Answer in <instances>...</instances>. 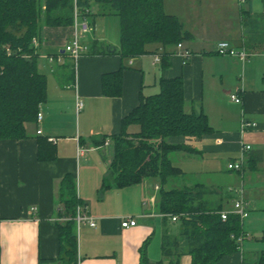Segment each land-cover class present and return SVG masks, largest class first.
<instances>
[{
  "label": "crops",
  "instance_id": "obj_1",
  "mask_svg": "<svg viewBox=\"0 0 264 264\" xmlns=\"http://www.w3.org/2000/svg\"><path fill=\"white\" fill-rule=\"evenodd\" d=\"M99 10L93 5L95 14ZM164 11L176 16L190 33L182 43L191 54L188 59L176 47L155 44L147 46L144 56L121 59L114 54L120 47V22L114 15L78 17L69 26L41 29L35 53L37 68L48 83L47 101L40 106L43 119L26 124V139L0 141V264H61L55 223L62 222L59 188L67 175L76 181L82 210L96 223L93 228L77 226L78 264H139L147 240L149 260L163 259L164 221L171 233L178 223L157 211L159 180L113 187L111 149L96 147L93 141L120 134L121 121L139 105L141 96L158 94L160 80L174 78L183 82L185 112L204 114L212 132L198 139L169 138V144L187 150L168 155L182 173L166 181V190H201L209 208L226 212L242 189L249 215L242 222L241 251L216 264H255L264 252L248 243L251 238L264 240V0H164ZM83 21L92 29L81 38L91 37L83 42L89 51L75 62L65 47L75 36L76 23ZM222 41L236 51L245 50L248 58L217 54ZM107 47L112 54L105 53ZM163 52L170 55L168 65L153 66V56ZM120 69L122 95L106 97L102 76ZM233 94L241 98L240 104L231 100ZM243 121L257 127L242 130ZM137 131L138 126L128 129ZM39 137L54 140L55 160H38ZM240 160L241 171L228 170L230 163ZM156 217H161V227ZM124 218L136 225L122 228ZM157 238L160 258L152 248ZM180 262L191 264V257L183 253Z\"/></svg>",
  "mask_w": 264,
  "mask_h": 264
},
{
  "label": "trees",
  "instance_id": "obj_2",
  "mask_svg": "<svg viewBox=\"0 0 264 264\" xmlns=\"http://www.w3.org/2000/svg\"><path fill=\"white\" fill-rule=\"evenodd\" d=\"M93 5L100 8L96 14ZM75 13L82 18L117 16L120 47L114 54L121 59L148 54V45H160L164 49L177 47L191 36L176 16L164 11V0H0V141L26 139V124L36 122L40 106L47 101V77L37 68L33 39L39 38L44 26L72 25ZM105 53L112 54V51L107 47ZM161 56V66L165 68L170 55L163 52ZM159 88L158 94L141 96L139 105L121 121L120 134L95 139L93 144L103 147L109 141L113 187L123 189L145 180H159L162 187L157 196L158 213L166 218L189 215V220L181 218L177 222L175 233H171L165 219L163 259L149 260L147 240L140 249L139 264H181L183 253L191 257V264H216L240 251L237 239L245 237L240 219L231 214L223 222L222 210L209 208L202 200L205 193L201 190L164 189L169 178L182 173L171 165L168 155L187 150L181 145L169 144V138L198 139L212 129L204 114L185 112L181 78L161 79ZM102 90L106 97L122 95V69L102 76ZM131 126H138V131L129 133ZM51 142L46 137L38 138L39 161L56 159L57 150ZM59 201L62 208L58 218L66 220L55 223L59 230L58 261L78 264L75 217L84 203L70 175L61 181ZM255 264H264V252Z\"/></svg>",
  "mask_w": 264,
  "mask_h": 264
},
{
  "label": "built area",
  "instance_id": "obj_3",
  "mask_svg": "<svg viewBox=\"0 0 264 264\" xmlns=\"http://www.w3.org/2000/svg\"><path fill=\"white\" fill-rule=\"evenodd\" d=\"M240 1H245V0H240ZM79 16L76 15V18H78ZM89 30V24L86 21L81 22L79 25L76 23V33L75 36L73 38V40L65 47V52L70 56L71 59H73L75 62H77L80 57L86 53H88V46L83 44L80 40L83 37V35H85ZM32 46L36 47L38 46V39L34 38L32 41ZM179 50V53L182 55V57L184 59H188L191 54L189 51L183 49L182 44H178L176 47ZM217 54L219 55H223V56H230V57H236L238 59H240L241 61H245L248 58V54L245 50L242 51H236L234 49H232L230 47V44L228 42L222 41L219 42L217 45ZM161 60H162V56L157 54L153 56V66H160L161 65ZM52 61V59H51ZM231 100L240 104L241 98L237 95V94H233L230 96ZM82 103L78 102L77 103V109L81 110L82 109ZM43 119V114L40 111H38L37 114V123H41ZM257 125L256 123H252V122H246L243 121L242 122V130H246L249 128H256ZM37 134L40 135L41 131L38 130ZM50 141H54L53 139H50ZM106 146H109V141L106 142L105 144ZM247 149H250V147H247ZM228 170L230 171H241L242 170V160L235 162V163H230L228 165ZM238 194L240 195L238 200L235 201V203L233 204V207L230 211H224L220 214L221 219L223 222H225L228 219L229 215H235L237 216L241 222H243L244 219H246L249 215V209H248V203L246 202L244 196H243V190H239ZM33 212H36V208H32ZM168 218L174 222L177 223L179 222V220H181V218H185L187 220H189V215L188 214H182V215H178V216H168ZM66 219H62L61 221H65ZM75 222L77 224V226L79 225H88L90 227H95L96 223H95V219L90 217L84 210H81L80 212H78L77 216L75 217ZM136 225V222L131 219V218H124L122 219L121 222V226L124 229H129L131 227H134ZM233 238V236H232ZM244 238L240 237L237 239L238 243H240V251L242 248V243H243Z\"/></svg>",
  "mask_w": 264,
  "mask_h": 264
},
{
  "label": "rangeland",
  "instance_id": "obj_4",
  "mask_svg": "<svg viewBox=\"0 0 264 264\" xmlns=\"http://www.w3.org/2000/svg\"><path fill=\"white\" fill-rule=\"evenodd\" d=\"M104 28L102 27V30H103ZM101 30V29H100ZM92 31V29H91V27H90V25H89V30H88V33H90ZM84 36V35H83ZM83 38V37H82ZM90 38L91 37H89L88 35H86L85 37H84V39L82 40H80L82 43L83 42H90ZM226 42V41H225ZM111 154H112V151L110 150V158H111ZM175 184L177 185V186H182V181L181 180H176L175 181ZM164 188L165 189H169L166 185L164 186ZM148 202H149V204L151 203V201L150 200H148ZM128 208H129V206H128ZM157 218V221H158V223H159V227H161V221H162V219H161V217H156ZM135 219L139 222V218L138 217H135ZM159 231V230H158ZM249 245L252 247V248H254V249H257V250H261V249H264V240H255V239H253V238H251L250 240H249ZM247 246H248V244H247ZM152 248H153V251L156 253V256H155V258H157V257H159V256H161L160 254H161V249H160V241H159V239L157 238V240L155 241V242H153V246H152ZM246 247H245V251H246ZM160 258V257H159ZM159 261V260H158ZM158 261H156V262H158Z\"/></svg>",
  "mask_w": 264,
  "mask_h": 264
},
{
  "label": "bare ground",
  "instance_id": "obj_5",
  "mask_svg": "<svg viewBox=\"0 0 264 264\" xmlns=\"http://www.w3.org/2000/svg\"><path fill=\"white\" fill-rule=\"evenodd\" d=\"M76 15H77V14L75 13V18H76Z\"/></svg>",
  "mask_w": 264,
  "mask_h": 264
}]
</instances>
